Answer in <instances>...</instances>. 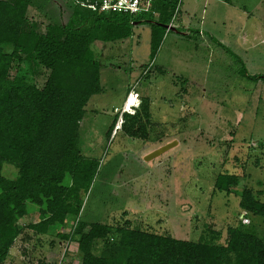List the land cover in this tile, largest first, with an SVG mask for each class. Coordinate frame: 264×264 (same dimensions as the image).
I'll return each mask as SVG.
<instances>
[{
    "label": "rangeland",
    "instance_id": "obj_1",
    "mask_svg": "<svg viewBox=\"0 0 264 264\" xmlns=\"http://www.w3.org/2000/svg\"><path fill=\"white\" fill-rule=\"evenodd\" d=\"M69 3L31 0L28 16L43 28L66 18ZM170 6L168 23L175 29L142 14L130 37L92 43L103 89L85 107L78 145L98 169L82 193L80 218L112 228L129 222L190 240L211 225L224 237L229 222L244 218V187L264 203V80L250 78L264 76V0H182L175 14L173 1ZM153 30L160 38L154 54ZM47 74L38 68L37 82ZM131 90L136 103L148 100V138L131 137L121 127L124 109L139 107L124 104ZM172 140L178 142L172 149L144 159ZM3 172L13 176L15 168L8 164ZM227 172L241 177L230 193L215 187L216 176ZM34 208L18 220L21 226L39 220ZM77 219L68 216L61 232ZM244 222L264 234V216L248 213ZM79 262L75 241L26 229L2 264Z\"/></svg>",
    "mask_w": 264,
    "mask_h": 264
},
{
    "label": "trees",
    "instance_id": "obj_2",
    "mask_svg": "<svg viewBox=\"0 0 264 264\" xmlns=\"http://www.w3.org/2000/svg\"><path fill=\"white\" fill-rule=\"evenodd\" d=\"M69 1L66 18L42 28L28 16L31 0H0V264L26 229L36 236L56 232L60 239L75 241L79 264H264V234L244 222L248 213L264 216V203L246 187L240 202L244 218L229 222L224 237L211 225L190 240L129 222L112 228L80 218L82 193L98 169V161L84 156L78 145L85 107L103 89L92 43L126 39L133 24L144 20L101 12L88 7L87 0ZM170 1L154 6L157 23L168 24ZM151 40L154 54L160 40L155 30ZM40 67L48 71L41 84L36 80ZM250 78L264 80L261 75ZM147 104L143 97L134 113H124L121 127L129 136L148 138ZM8 164L15 168L13 176L3 172ZM239 178L219 173L215 187L230 193ZM34 205L39 220L21 226L18 220ZM68 216L78 219L70 231L61 232Z\"/></svg>",
    "mask_w": 264,
    "mask_h": 264
},
{
    "label": "built area",
    "instance_id": "obj_3",
    "mask_svg": "<svg viewBox=\"0 0 264 264\" xmlns=\"http://www.w3.org/2000/svg\"><path fill=\"white\" fill-rule=\"evenodd\" d=\"M86 5L90 8L97 9L101 12H120L129 15L142 14H158L155 10V3L159 0H87ZM176 2L174 7V14L181 6L182 0H173ZM84 5V3H82ZM173 18V17H172ZM170 23V22H169ZM167 24V30L172 29L170 24ZM201 32V31H200Z\"/></svg>",
    "mask_w": 264,
    "mask_h": 264
},
{
    "label": "water",
    "instance_id": "obj_4",
    "mask_svg": "<svg viewBox=\"0 0 264 264\" xmlns=\"http://www.w3.org/2000/svg\"><path fill=\"white\" fill-rule=\"evenodd\" d=\"M164 26L167 27L168 25L165 24ZM171 27L172 29H175L173 26ZM177 143H178L177 140H172L167 143L161 144L157 148H154L153 150L149 151L145 155L144 159L151 160V159L157 158L161 156L162 154H164L165 152H167L168 150L172 149Z\"/></svg>",
    "mask_w": 264,
    "mask_h": 264
},
{
    "label": "clouds",
    "instance_id": "obj_5",
    "mask_svg": "<svg viewBox=\"0 0 264 264\" xmlns=\"http://www.w3.org/2000/svg\"><path fill=\"white\" fill-rule=\"evenodd\" d=\"M130 94H131V96L133 95V93H132V90L129 92V94L126 96V98L127 99H129V96H130ZM124 104H125V102H124ZM140 104L139 103H135V104H132L131 105V107H138ZM123 107H124V105H123ZM125 110V112H127V113H134V112H130V111H128V109H124ZM119 128V127H118ZM118 128H116L115 129V131L118 129ZM114 133V132H113Z\"/></svg>",
    "mask_w": 264,
    "mask_h": 264
},
{
    "label": "bare ground",
    "instance_id": "obj_6",
    "mask_svg": "<svg viewBox=\"0 0 264 264\" xmlns=\"http://www.w3.org/2000/svg\"><path fill=\"white\" fill-rule=\"evenodd\" d=\"M131 98L132 97L129 96V99L126 98V100H125V104H126V106L128 105V107H130L132 105V104L129 103V101L131 100Z\"/></svg>",
    "mask_w": 264,
    "mask_h": 264
},
{
    "label": "snow or ice",
    "instance_id": "obj_7",
    "mask_svg": "<svg viewBox=\"0 0 264 264\" xmlns=\"http://www.w3.org/2000/svg\"><path fill=\"white\" fill-rule=\"evenodd\" d=\"M129 103H130V104H135V103H136L135 98L131 99V100L129 101Z\"/></svg>",
    "mask_w": 264,
    "mask_h": 264
},
{
    "label": "crops",
    "instance_id": "obj_8",
    "mask_svg": "<svg viewBox=\"0 0 264 264\" xmlns=\"http://www.w3.org/2000/svg\"><path fill=\"white\" fill-rule=\"evenodd\" d=\"M132 98L131 99H133V96H131ZM127 108H128V105L126 106ZM153 150V149H152ZM151 151V150H150Z\"/></svg>",
    "mask_w": 264,
    "mask_h": 264
}]
</instances>
